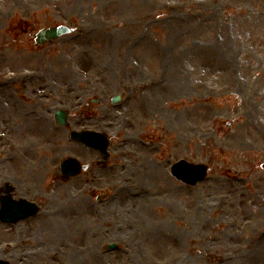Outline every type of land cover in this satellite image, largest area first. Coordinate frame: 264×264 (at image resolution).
<instances>
[{"label":"rangeland","instance_id":"1","mask_svg":"<svg viewBox=\"0 0 264 264\" xmlns=\"http://www.w3.org/2000/svg\"><path fill=\"white\" fill-rule=\"evenodd\" d=\"M60 25L72 33L34 45ZM32 73L36 102L13 80ZM0 96L2 111L7 98L35 105L0 118V148L34 137L39 156L34 173L1 164L0 186L21 176L39 207L0 224V244L15 249L1 262L264 264V0H0ZM57 108L67 129L52 121ZM82 129L111 137L104 169L66 139ZM68 156L88 169L63 182L55 169ZM179 159L207 165L206 180H174Z\"/></svg>","mask_w":264,"mask_h":264},{"label":"water","instance_id":"2","mask_svg":"<svg viewBox=\"0 0 264 264\" xmlns=\"http://www.w3.org/2000/svg\"><path fill=\"white\" fill-rule=\"evenodd\" d=\"M69 32L70 30L63 26L57 28H50L47 30H41L36 35V43L43 44L46 41L54 40ZM118 99L119 98H115L113 101L115 102ZM57 121L60 124H65V115L61 112H58ZM70 138L75 142L82 143L85 146L100 151L104 158L108 157L105 153L108 141L106 140L104 135L90 132H72L70 134ZM60 170L61 173L64 175V178L67 179L69 176H74L78 174L81 170V166L73 159H68L61 164ZM171 174L177 180H180L181 182L187 185H195L197 182L202 181L205 178L206 168L201 165H193L188 164L184 161H179L171 167ZM4 212L10 213V216L8 217H10L11 219H7L8 222H15L21 219V217H18L20 209L12 208V205L10 203H8L6 207L0 210V219H2V215L4 214Z\"/></svg>","mask_w":264,"mask_h":264},{"label":"flooded vegetation","instance_id":"3","mask_svg":"<svg viewBox=\"0 0 264 264\" xmlns=\"http://www.w3.org/2000/svg\"><path fill=\"white\" fill-rule=\"evenodd\" d=\"M28 87V86H26ZM29 88V87H28ZM29 91L31 92V88H29ZM34 147V148H33ZM38 148L37 144L32 143L31 146H28L27 149L24 151L21 147H19L17 150L13 151L12 154L16 153L21 155V164L23 167L26 168V171H31L32 173L35 172V169L38 165ZM14 184L11 185V194L15 192L20 187V182L14 180ZM28 196L30 195L29 192L26 193Z\"/></svg>","mask_w":264,"mask_h":264},{"label":"bare ground","instance_id":"4","mask_svg":"<svg viewBox=\"0 0 264 264\" xmlns=\"http://www.w3.org/2000/svg\"><path fill=\"white\" fill-rule=\"evenodd\" d=\"M43 120H40V122L42 123V126L40 125V127L42 128V129H44V128H46L45 127V125L43 124V122H42ZM207 211L205 210V213H206ZM45 220H47V219H45ZM61 219H59V220H56V218L54 219V220H52V221H54V224H53V226H54V228H55V231H48V230H46L48 233H49V235H51V236H55L56 234H58V232L60 231V230H58L59 229V227H61V223L59 222ZM41 226L43 225V222H41V224H40ZM13 253H15V249H13V248H10V249H0V256H5V255H11V258L13 257L12 256V254ZM256 255V254H255ZM74 256V255H73ZM258 257V258H257ZM256 257V259L255 260H257L258 262H260V258L261 257H259V256H257ZM74 258H76L77 259V257H74ZM251 259H253V258H251Z\"/></svg>","mask_w":264,"mask_h":264}]
</instances>
